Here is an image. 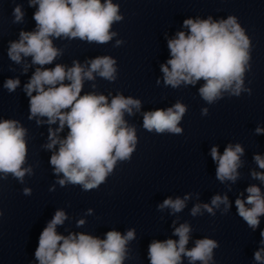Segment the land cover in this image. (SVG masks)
Masks as SVG:
<instances>
[{"label": "clouds", "instance_id": "1", "mask_svg": "<svg viewBox=\"0 0 264 264\" xmlns=\"http://www.w3.org/2000/svg\"><path fill=\"white\" fill-rule=\"evenodd\" d=\"M34 5H38L33 15L36 30L21 31L19 41L10 44L8 55L16 63L21 62V54L31 56L32 63L41 66L36 68L24 91L30 98L29 119L47 117L50 125L59 121L56 130L49 128L50 142L45 145L47 149H53L59 144L58 152L50 158L54 173H62L64 177L58 183L61 186L66 183L81 185L85 191L92 190L105 182L118 160L130 159L135 150V128L127 126L124 113L131 115L133 108L139 110L141 101L116 95L109 104L105 95H81L83 81L93 80L94 73L109 81L116 78V61L110 56L91 60L87 70L78 61H73V66L67 69L61 64L51 69L43 66L51 64L61 54L50 37L79 38L100 44L111 40L116 34L110 32L112 24L122 19L118 14L119 6L113 4L112 0H105L104 3L101 0H30V6ZM13 15L14 22H22L25 13L18 5ZM183 24L189 29V34L181 31L177 33V38L168 40L172 58L161 65L164 83L176 88L182 82L195 85L203 79L205 83L199 88V94L208 103H213L221 97L222 92L229 90L231 95L239 96L244 90L243 75L249 60L250 41L236 17L229 16L227 20L219 22H213L211 17L205 20L186 19ZM120 43L117 41L118 45ZM65 80L69 83H64ZM19 84V79H8L4 87L13 92ZM186 110L185 105L177 102L167 110L145 112L143 127L158 134H180L182 129L178 124ZM202 112L206 115L208 110L203 109ZM37 123L40 121L37 120ZM65 125L69 132L61 140L57 133ZM256 132L264 133V129L257 127ZM25 135L26 130L19 126L18 121H0V173L5 177L12 174L21 182L25 173L31 172V168L22 167L27 155ZM243 152L240 144H229L222 155L217 146L211 148V158L217 163L218 180L236 181ZM254 160L260 169H264V158L255 155ZM252 175L264 181V172H253ZM246 191V200L237 198L235 205L238 215L255 230L260 224L259 217L264 215V194L255 185L249 186ZM24 192L30 194V189ZM188 198L173 200L169 197L158 208L180 212ZM220 204H224L227 210L226 195H216L211 200V206L204 204L202 207L213 213V206L218 208ZM200 210L201 205L197 204L191 214L195 216ZM66 219L65 212L57 210L40 233L35 250L39 264H123L127 254L126 245L135 239L134 229L124 235L116 230L108 231L105 239L83 233L63 236L56 229ZM78 224L83 225L84 220L78 221ZM190 231V226L184 223L174 230L178 241H152L148 245L150 264H182V256H186L190 264L195 261L209 264L213 259V249L218 247L217 242L208 238L199 239L195 247L189 250L186 245ZM260 235L261 243H264V231ZM262 253L264 248L256 251L254 258L264 264Z\"/></svg>", "mask_w": 264, "mask_h": 264}]
</instances>
